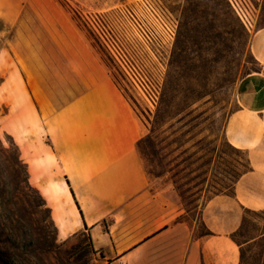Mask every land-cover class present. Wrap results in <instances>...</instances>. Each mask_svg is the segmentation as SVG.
<instances>
[{
	"label": "crops",
	"instance_id": "obj_1",
	"mask_svg": "<svg viewBox=\"0 0 264 264\" xmlns=\"http://www.w3.org/2000/svg\"><path fill=\"white\" fill-rule=\"evenodd\" d=\"M0 22V136L19 149L57 240L87 234L101 264H242L233 236L264 213V28L250 45L261 71L239 83L225 128L252 171L203 204V236L170 187H150L147 126L73 15L57 0H0Z\"/></svg>",
	"mask_w": 264,
	"mask_h": 264
},
{
	"label": "rangeland",
	"instance_id": "obj_2",
	"mask_svg": "<svg viewBox=\"0 0 264 264\" xmlns=\"http://www.w3.org/2000/svg\"><path fill=\"white\" fill-rule=\"evenodd\" d=\"M57 1L145 122L139 152L150 187H170L180 219L202 234L203 204L230 192L246 163L225 128L239 83L261 70L250 45L264 28V0ZM16 147L0 136V264H101L87 234L57 240ZM263 232L264 213H247L236 237L242 264H264V238L245 245Z\"/></svg>",
	"mask_w": 264,
	"mask_h": 264
},
{
	"label": "trees",
	"instance_id": "obj_3",
	"mask_svg": "<svg viewBox=\"0 0 264 264\" xmlns=\"http://www.w3.org/2000/svg\"><path fill=\"white\" fill-rule=\"evenodd\" d=\"M261 71V70H260ZM259 72V71H258ZM141 143H142V141H141ZM140 143V144H141ZM140 144H139V147H140ZM17 148V147H16ZM18 149V148H17ZM235 149V148H234ZM235 150H237V149H235ZM237 151H240V150H237ZM18 152H19V149H18ZM18 163H21V164H23L22 163V161H21V158H20V152H19V157H18ZM24 165V164H23ZM25 166V165H24ZM243 166V170L242 171H240V173L238 174V177H237V180H236V182H235V184L241 179V177L242 176H244L245 174H247V173H249L250 171H252V167H251V165H250V161H249V159H248V157L246 158V163L244 164V165H242ZM25 169H26V171H25V182L27 183V185L31 188V185L29 184V173H28V170H27V168H26V166H25ZM36 192H37V194L40 196V198H41V201H42V204H43V206H46V203H45V201H44V199L41 197V195L39 194V192L36 190ZM221 194H225V195H229V196H232L233 194H234V187H232V189H231V191L230 192H218V193H215V195H221ZM53 223V222H52ZM56 229V228H55ZM213 233L212 232H210L209 230H206L205 229V232H203L202 233V235L203 236H210V235H212ZM236 237H237V234H235L234 236H233V239L239 244V246H242V244H240L238 241H237V239H236ZM243 250V249H242ZM242 261H243V251H242Z\"/></svg>",
	"mask_w": 264,
	"mask_h": 264
},
{
	"label": "bare ground",
	"instance_id": "obj_4",
	"mask_svg": "<svg viewBox=\"0 0 264 264\" xmlns=\"http://www.w3.org/2000/svg\"><path fill=\"white\" fill-rule=\"evenodd\" d=\"M69 194H70V193H69ZM69 194H68V195H69ZM71 196H72V195H71ZM73 198H74V197H73ZM69 199H70V197H69ZM72 200H73V199H72ZM73 202H74V201H73ZM75 208H76V207H75ZM73 209H74V208H73ZM74 212H75V209H74ZM78 212H79V211H78ZM74 214H75V213H74Z\"/></svg>",
	"mask_w": 264,
	"mask_h": 264
}]
</instances>
